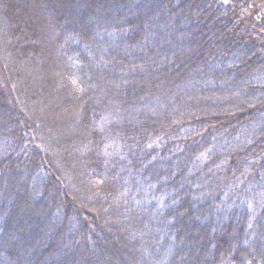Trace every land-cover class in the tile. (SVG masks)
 Returning <instances> with one entry per match:
<instances>
[{"label": "trees", "instance_id": "obj_1", "mask_svg": "<svg viewBox=\"0 0 264 264\" xmlns=\"http://www.w3.org/2000/svg\"><path fill=\"white\" fill-rule=\"evenodd\" d=\"M247 6L0 0V264H264V18ZM36 15L51 45L20 32ZM47 53V93L77 113L65 176L16 67Z\"/></svg>", "mask_w": 264, "mask_h": 264}, {"label": "rangeland", "instance_id": "obj_2", "mask_svg": "<svg viewBox=\"0 0 264 264\" xmlns=\"http://www.w3.org/2000/svg\"><path fill=\"white\" fill-rule=\"evenodd\" d=\"M237 1L242 0H226L227 4L234 6ZM248 0H246L247 2ZM222 3L223 0H222ZM251 8L249 6L244 9V16H248L255 11L254 7L259 9L260 20L264 18V0H250ZM33 20L34 33L31 35L30 32H27L26 29L21 25L20 32L24 36L26 33L28 39H32L35 43L38 42L34 40L36 34L41 38V44L45 46L51 45V41L49 39L48 31H47V23L43 20L40 15H36ZM259 20L260 24L261 21ZM258 22V21H257ZM258 22V23H259ZM9 29H12L10 27ZM32 41V42H33ZM45 41V42H43ZM43 42V43H42ZM37 44V43H36ZM39 44V43H38ZM47 49V47H46ZM48 52V50H47ZM38 60H34L33 62H21L19 61V66L16 64L23 77L26 79L27 85H29V89L26 90V95L31 93V98H29V115L31 117V121L33 125H35L36 136H38V141L40 143L41 153H44L45 158L50 163L51 167L55 169V171L62 176L64 175V169L62 166V151H61V143L65 141L67 138H74L75 133L73 132L76 127V109L75 112L64 110V108L60 107L61 103L54 99L52 94L47 93V81L50 79L51 75V66L47 53V57L44 58L40 56V62L37 65L35 64ZM24 65H26L24 67ZM99 91V90H98ZM97 94V89L94 91V95ZM29 97V96H28ZM28 97L26 98V102H28ZM57 101V102H56ZM60 103V104H59ZM59 104V106H58ZM31 105V106H30ZM31 112V113H30ZM76 132V131H75ZM71 194L76 195L77 198L82 199V196L86 194L87 190H75L71 188ZM50 193L53 195L56 194V188L52 185L49 186ZM88 193V192H87ZM83 198H86L84 195ZM50 215V213H49ZM48 215V217H49ZM65 224V223H64ZM66 225V224H65ZM64 226H61V230H64ZM63 232H59L61 235Z\"/></svg>", "mask_w": 264, "mask_h": 264}, {"label": "water", "instance_id": "obj_3", "mask_svg": "<svg viewBox=\"0 0 264 264\" xmlns=\"http://www.w3.org/2000/svg\"><path fill=\"white\" fill-rule=\"evenodd\" d=\"M224 3H226V0H223Z\"/></svg>", "mask_w": 264, "mask_h": 264}]
</instances>
